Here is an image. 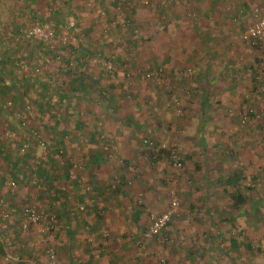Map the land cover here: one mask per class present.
I'll list each match as a JSON object with an SVG mask.
<instances>
[{
	"label": "rangeland",
	"instance_id": "1",
	"mask_svg": "<svg viewBox=\"0 0 264 264\" xmlns=\"http://www.w3.org/2000/svg\"><path fill=\"white\" fill-rule=\"evenodd\" d=\"M203 1L0 0V77L11 88L0 86V264H45L47 248L57 264L59 221L43 214L48 199L60 190L101 193L95 187L103 184L121 193L110 195L112 227L86 233L103 248L108 243L100 264H264V75L257 79L264 48L241 40L264 0H246L237 14L221 8L231 34L222 55L209 57V83L199 76L198 56L185 52L195 41L209 48L196 33L218 28L217 16L198 27ZM35 26L52 31V40L27 38ZM186 59L181 68L173 64ZM90 78L84 91L94 98L85 102L77 79ZM161 148L180 165L147 160ZM236 169L242 186H253L241 211L229 208L216 180ZM95 177L102 179L93 186L88 178ZM173 196L176 216L148 236ZM254 202L257 212H248ZM27 209L39 225L25 220Z\"/></svg>",
	"mask_w": 264,
	"mask_h": 264
},
{
	"label": "crops",
	"instance_id": "2",
	"mask_svg": "<svg viewBox=\"0 0 264 264\" xmlns=\"http://www.w3.org/2000/svg\"><path fill=\"white\" fill-rule=\"evenodd\" d=\"M76 0H72V3H75ZM94 6L103 0H92ZM175 1V0H174ZM201 4L203 6L201 7V17H200V23H198V27H203L204 29H207V25H209V17L210 16H217V18H214V23L218 25V28H210L209 34L208 31H205V34L196 33L198 35V38H200L202 43L205 45H208L209 48L205 47H199L198 48V42L196 46L193 47H186L185 52H189L191 55H197L199 58V61L195 63V66L199 68V72L202 74L201 76L205 82L209 83L211 81V78H208L204 76L203 73H205L209 69V57L211 55H222L224 50L222 46L225 42H228V37H230V27L228 24H226L225 19V12L224 9L221 11V8L225 7V11L228 10L226 6H229L233 9V12L237 14L238 11L243 10V8L248 5L246 0H204ZM199 5L196 7L198 8ZM242 8V9H239ZM215 8H217V13H214ZM212 14V15H211ZM241 17V15H240ZM182 19L179 18V20ZM240 18L241 22L243 21ZM225 22V23H224ZM213 24L212 22L210 25ZM225 24L228 25L227 28H225ZM214 26V25H213ZM216 29V30H215ZM218 29V31H217ZM212 30V33H210ZM188 34H191L190 32ZM188 38L191 40V36H188ZM192 42V41H191ZM200 42V43H201ZM217 42H221L220 47L216 45ZM212 43V44H211ZM213 47L211 48L210 45ZM186 52V53H187ZM195 53V54H194ZM178 59H176L177 61ZM173 63L176 68L182 67V64H186L189 62L188 59L179 60L178 62ZM80 80L77 79V88H84L87 85H90V81H94L93 78L87 79L86 83L79 82ZM87 91L81 92L86 93ZM82 95V94H81ZM94 98V97H93ZM92 98V99H93ZM83 99H85V102H91L87 95L83 96ZM101 177H95L93 179L88 178L89 182L98 184L97 179H100ZM102 179V178H101ZM101 188L95 187L96 189L101 190V193L96 190V192H92L91 194L85 195L78 193L76 190L75 193H68L65 194V190H60V192L57 193V195H54V197H51L49 200L50 210L47 212H44V215H56L57 219L59 221L58 225V237L57 240V254H58V262L57 264H100V259H104L106 255H109L106 250L104 249L105 246L108 244L103 245L99 244V242L96 244V239H88L87 231L88 233L95 232L100 234V232H103L104 230L108 229L109 227H112V221L114 220L111 218L110 215V191H105V187L108 189V184H103V186H100ZM104 191V192H103ZM67 192V191H66ZM103 192V193H102ZM117 220L120 221V224L122 223V219L120 217L117 218ZM95 236V235H94ZM20 239V238H19ZM16 243V244H14ZM13 243L14 250L20 251V249H23L25 242L23 239V243H21V240H16ZM110 245V244H109ZM3 244V241L0 240V250H5ZM118 250L113 249L111 250V253H116V257H119L120 254H117ZM111 255V254H110ZM110 258H107L108 264H110Z\"/></svg>",
	"mask_w": 264,
	"mask_h": 264
},
{
	"label": "built area",
	"instance_id": "3",
	"mask_svg": "<svg viewBox=\"0 0 264 264\" xmlns=\"http://www.w3.org/2000/svg\"><path fill=\"white\" fill-rule=\"evenodd\" d=\"M141 2L146 0H140ZM186 1V0H182ZM252 20L249 26L245 29V31L241 35V40L248 44L253 49H263L264 48V11L263 14L260 13L258 10H254L251 14ZM235 21V19L233 20ZM70 29L73 27V24L68 26ZM29 39H36L39 41L49 42L53 38V32L49 30L42 29L40 26H35L30 29V31L26 35ZM110 64L106 67V69H110ZM260 74V75H259ZM258 80H262L264 71L263 69L259 71ZM188 76V75H187ZM174 153L172 152L171 158L174 165H180L178 163V159L173 156ZM175 160V161H174ZM80 183V180L76 181ZM179 207V202L175 196L171 198L169 201L168 206L166 209L161 212L158 216L152 218L148 228H147V235L154 236L158 234L169 222V220L176 216ZM22 215L24 216L25 220L29 224L39 225L40 220L39 217L33 212L32 210H23ZM42 225V232L43 234H47L53 228V220L47 221ZM46 232V233H45ZM45 264H56V256L55 252L51 248H47L45 251Z\"/></svg>",
	"mask_w": 264,
	"mask_h": 264
},
{
	"label": "trees",
	"instance_id": "4",
	"mask_svg": "<svg viewBox=\"0 0 264 264\" xmlns=\"http://www.w3.org/2000/svg\"><path fill=\"white\" fill-rule=\"evenodd\" d=\"M166 6H162V9H165ZM256 62H258V60H255ZM92 83V82H91ZM2 84V85H1ZM10 84V82H9ZM0 86H2V90H4V92H7L9 90H11V88H9L8 85L5 84V78H1L0 77ZM89 86V85H87ZM81 88V87H80ZM86 88V86L84 87ZM84 88H82L84 92ZM81 97L87 95V94H83L81 93ZM244 102V100L242 101ZM248 116H252V112L249 110L247 112ZM245 117V116H244ZM141 125H137V129H140ZM221 150L220 148H216V151ZM150 151V150H149ZM225 152V150H222V154ZM172 155V152L170 150H166V149H158L155 151H150L149 152V157L147 156V160L149 161L150 159H153L152 161H156V160H160L161 158H167L170 160ZM189 159V157H186ZM150 161V162H152ZM180 163L182 165H184V160H181ZM263 173V170H262ZM243 178V171H239V170H234L232 172H229L226 176H222L219 175L218 178L216 179L218 182H220V185L223 186V199L225 201H227L229 203V208L233 209V210H240L243 208L244 205L247 204V199L248 196L245 194V190L247 191H253V186H249L248 188H244V186H242V180ZM255 179L254 177H252V180ZM255 181V180H253ZM120 186L118 187H112L110 188V194L114 195L115 193H121V189H119ZM141 196V195H139ZM140 207H143L142 204H139ZM192 204H191V208H192ZM195 209V207H193ZM258 209V203L256 204V202H254L252 204V208H250V210L248 212H252V213H256ZM236 217L233 218H228L230 221H233ZM170 224L167 223L166 226H169ZM230 245L233 248H236L237 246H239V243H237V240L235 238L230 239ZM246 249H248V251H251V245H249L248 243L244 246Z\"/></svg>",
	"mask_w": 264,
	"mask_h": 264
}]
</instances>
